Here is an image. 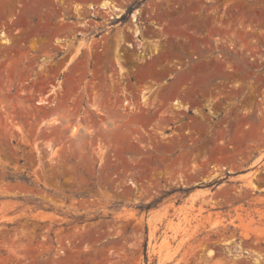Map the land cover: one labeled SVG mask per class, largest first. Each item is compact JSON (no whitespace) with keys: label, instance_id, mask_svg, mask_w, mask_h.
Masks as SVG:
<instances>
[{"label":"rangeland","instance_id":"1","mask_svg":"<svg viewBox=\"0 0 264 264\" xmlns=\"http://www.w3.org/2000/svg\"><path fill=\"white\" fill-rule=\"evenodd\" d=\"M100 1L0 0V264H264V0Z\"/></svg>","mask_w":264,"mask_h":264},{"label":"built area","instance_id":"2","mask_svg":"<svg viewBox=\"0 0 264 264\" xmlns=\"http://www.w3.org/2000/svg\"><path fill=\"white\" fill-rule=\"evenodd\" d=\"M124 13H125V9H124V12L118 18H120ZM132 14H131V16H132ZM17 15L18 14H14V15H12L11 18L8 19L7 14L4 11L3 7L0 6V35L1 34L3 35L1 37L2 40H0V41H3V38L6 40L5 43L0 42L2 44V46H1L2 49L10 50L16 46V44L13 40V34H18L21 31V29L23 28V26H21L20 24H18V23L15 24V22L17 20ZM138 16H139V12L136 16L137 19H138ZM138 22H140V21H137V20L135 21L136 25L134 24V27L138 26L137 25ZM138 29H139V27H138ZM129 31H131V30L129 29ZM139 32L142 34L140 29H139ZM10 33H13V34H10ZM132 34H133V32H132ZM128 44H130V46L132 45L131 43H128ZM48 67H50L51 69L46 70V68H48ZM41 70H42V74L44 76H49L52 74V67L51 66H44V69H41ZM46 102H48V100H46Z\"/></svg>","mask_w":264,"mask_h":264},{"label":"bare ground","instance_id":"3","mask_svg":"<svg viewBox=\"0 0 264 264\" xmlns=\"http://www.w3.org/2000/svg\"><path fill=\"white\" fill-rule=\"evenodd\" d=\"M90 9H95L96 7L100 8V9H104L105 12H111V13H115L116 11H120L121 9L123 10V8H120L118 7L114 2L110 1V0H101L97 6L94 5V4H89L88 5ZM81 9V6H77V9ZM118 11V13H119ZM121 12V11H120ZM124 12V11H123ZM123 12L119 13V14H115V17H112V18H118ZM137 14H138V11L136 10L132 16H131V20L132 22L136 25L135 21L137 20ZM111 16V15H110ZM111 18V17H110ZM132 31H133V36L136 38V40H139V43L137 45L138 49H141L144 46V43H145V40L143 38L140 37V32H139V29H138V26L136 27H133L132 28ZM1 36H3L1 34ZM2 40V39H1ZM3 41L6 42V40L3 38ZM3 43V42H2ZM130 45V44H129ZM141 47V48H140ZM162 49L159 48V44L157 43H154V47H153V50H152V53L150 55H148L149 57L153 56V55H158L159 53H162ZM160 55V54H159ZM47 64V63H46ZM41 68V67H40ZM43 68V67H42ZM146 100H147V95H142V101L143 103L145 104L146 103ZM43 102H46L45 100ZM181 102V101H180ZM180 102L176 99L174 101H172V105L174 108H177L179 109L180 107H183V108H186L185 105H182L180 104ZM182 109V108H181Z\"/></svg>","mask_w":264,"mask_h":264}]
</instances>
